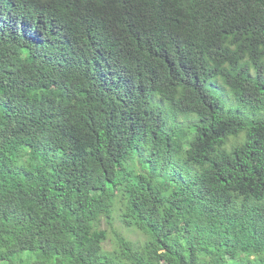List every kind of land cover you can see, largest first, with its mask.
Masks as SVG:
<instances>
[{"label":"trees","instance_id":"obj_1","mask_svg":"<svg viewBox=\"0 0 264 264\" xmlns=\"http://www.w3.org/2000/svg\"><path fill=\"white\" fill-rule=\"evenodd\" d=\"M0 264H264V0H0Z\"/></svg>","mask_w":264,"mask_h":264},{"label":"rangeland","instance_id":"obj_2","mask_svg":"<svg viewBox=\"0 0 264 264\" xmlns=\"http://www.w3.org/2000/svg\"><path fill=\"white\" fill-rule=\"evenodd\" d=\"M254 117H257V115ZM102 228H107L109 230V238L105 242L104 248L107 250H111L113 248L112 228L108 227V225L105 222L102 223ZM113 228L120 231L123 235L127 236L128 238L136 242H142L145 239V235L141 233L140 231L123 226L118 217L115 218Z\"/></svg>","mask_w":264,"mask_h":264}]
</instances>
